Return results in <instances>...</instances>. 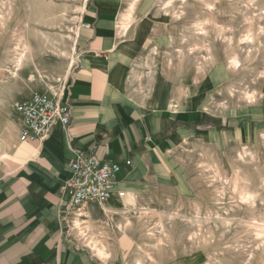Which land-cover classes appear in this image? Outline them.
<instances>
[{
  "label": "rangeland",
  "instance_id": "obj_1",
  "mask_svg": "<svg viewBox=\"0 0 264 264\" xmlns=\"http://www.w3.org/2000/svg\"><path fill=\"white\" fill-rule=\"evenodd\" d=\"M89 1L0 0V129L15 103L66 85ZM123 1L133 21L134 103L200 119L184 125L170 152L172 183L121 215L111 238L134 230L137 264H264V0ZM16 47L25 59L13 78ZM89 227L86 244L107 254L101 230Z\"/></svg>",
  "mask_w": 264,
  "mask_h": 264
},
{
  "label": "crops",
  "instance_id": "obj_2",
  "mask_svg": "<svg viewBox=\"0 0 264 264\" xmlns=\"http://www.w3.org/2000/svg\"><path fill=\"white\" fill-rule=\"evenodd\" d=\"M123 2L90 0L79 19L91 28L76 31L75 61L58 93L70 107V123L55 124L41 141L20 142L14 106L21 100L0 129V264H137L141 259L143 245L134 230L119 229L112 238L111 232L123 222L121 215L143 210L145 201L158 198L159 185L172 183L170 152L184 125L200 115L167 108L157 113L134 103L129 71L135 44ZM91 153L120 166L115 179L125 196L85 205L81 218L67 219L70 196L60 189L71 175L69 163ZM75 219L81 230H101L98 239L107 254L98 258L91 252L94 243L86 244L84 232L79 237L71 225Z\"/></svg>",
  "mask_w": 264,
  "mask_h": 264
},
{
  "label": "built area",
  "instance_id": "obj_3",
  "mask_svg": "<svg viewBox=\"0 0 264 264\" xmlns=\"http://www.w3.org/2000/svg\"><path fill=\"white\" fill-rule=\"evenodd\" d=\"M81 20L77 30L90 29ZM56 93L34 92L29 98L15 104L14 112L19 125L18 140L35 142L46 139L50 129L57 123H70L71 110L68 104L59 100ZM71 175L62 185L61 191L70 196L65 218H81L85 205H104L113 195L123 198L125 193L117 191L116 174L120 166L112 162L99 161L93 153L78 157L69 163ZM74 226V224H71Z\"/></svg>",
  "mask_w": 264,
  "mask_h": 264
},
{
  "label": "bare ground",
  "instance_id": "obj_4",
  "mask_svg": "<svg viewBox=\"0 0 264 264\" xmlns=\"http://www.w3.org/2000/svg\"><path fill=\"white\" fill-rule=\"evenodd\" d=\"M86 1V0H85ZM134 5H135V3H134ZM86 6V5H85ZM82 11V10H81ZM126 16H128V15H126ZM123 17L125 18V16L123 15ZM123 19V18H122ZM132 19V18H131ZM120 20H121V18H120ZM131 21V20H130ZM123 22V21H122ZM128 22V21H127ZM124 23L123 25H122V28H123V30L122 31H125L126 29H127V26H128V23ZM132 23H133V21H132ZM131 23V24H132ZM75 34V33H74ZM122 36H124V35H122ZM248 41V40H247ZM14 55H13V59L11 60L12 62V64H11V67H12V69H8L7 70V72L14 78V77H16L17 76V71L23 66V61H24V59H25V48H21V47H16L14 50ZM7 52V51H6ZM72 52V51H71ZM8 53H10V52H8ZM167 67H168V65H167ZM68 69V68H67ZM7 80V79H6ZM62 90V89H61ZM59 91V90H58ZM172 105V104H171ZM227 151V150H226ZM208 185V184H207ZM246 194V193H245ZM242 195V194H241ZM249 195V194H248ZM252 199V197L251 196H246V197H244V200L245 201H247V200H251ZM244 201V202H245ZM251 202V201H250ZM247 204V203H246ZM248 205V204H247ZM253 205V204H252ZM206 206V205H205ZM210 209V208H209ZM219 218V217H218ZM74 223V227H75V229H77L78 230V233L79 232H82L81 231V228H80V224L78 223V221H76V219H75V222H73ZM256 224V223H255ZM81 225H83V223L81 224ZM251 225H253V224H251ZM259 225V224H258ZM262 228H264V226L263 225H260ZM73 227V228H74ZM258 227V226H257ZM260 227V228H261ZM261 231H263L262 229H261ZM83 233V232H82ZM263 234V233H262ZM87 239V238H86ZM257 239H258V237H257ZM261 239H263V237L261 238ZM260 239V240H261ZM87 241V240H86ZM87 243V242H86ZM93 250L96 252V254L98 255V256H102L103 254H105L101 249H99V248H97V246H94L93 247ZM252 256L248 259V261L250 262V261H252Z\"/></svg>",
  "mask_w": 264,
  "mask_h": 264
}]
</instances>
